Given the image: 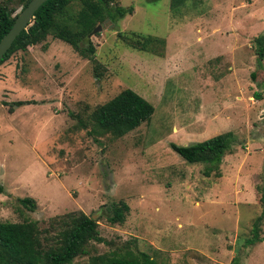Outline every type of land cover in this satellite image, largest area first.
<instances>
[{"label":"rangeland","instance_id":"obj_1","mask_svg":"<svg viewBox=\"0 0 264 264\" xmlns=\"http://www.w3.org/2000/svg\"><path fill=\"white\" fill-rule=\"evenodd\" d=\"M118 1L133 12L91 35L99 79L51 36L0 64V221L30 219L45 236L57 215H90L107 242L72 264L126 241L160 264H264V240L245 244L264 188V58L253 42L264 0H186L174 14L171 0ZM132 31L162 38V55L128 47L118 33ZM125 88L152 103L151 118L121 137L93 131L94 109ZM225 131L233 141L218 175L169 146ZM120 200L129 211L111 224Z\"/></svg>","mask_w":264,"mask_h":264},{"label":"trees","instance_id":"obj_2","mask_svg":"<svg viewBox=\"0 0 264 264\" xmlns=\"http://www.w3.org/2000/svg\"><path fill=\"white\" fill-rule=\"evenodd\" d=\"M10 1L12 0L0 2V39L12 26L17 13L15 7L9 6ZM28 1L14 0L20 6L19 9ZM185 1L171 0L169 7L172 14ZM132 12V5L123 6L118 0H46L34 12L30 25L16 36L0 59V64L12 54L25 52L29 46L45 42L51 36L69 44L81 57L89 59L93 63V73L99 79L104 67L95 58L92 31L99 22L115 23ZM124 33L120 32L118 36L128 47L162 55V38L134 31ZM253 42L256 44L258 57L264 58V33L255 36ZM26 103L29 101L16 100L10 105L21 106ZM12 108L10 106L9 109L12 111ZM153 112L151 102L133 89L125 88L94 109L92 130L121 137L148 121ZM232 141L233 133L225 131L187 145L170 142L169 146L188 163L203 164L204 174L214 172L218 175L219 165ZM3 191L4 186L0 184V193ZM259 200L262 210L253 221L251 235L245 242L247 245L264 240L260 236V225L264 218V188L261 189ZM17 201L29 211L36 208L32 197H18ZM128 211L129 205L123 200L113 202L107 208V221L111 224L123 223ZM49 226V230L51 227L57 230L42 236L33 220L0 221V264H72L75 257L89 255L90 250H95L91 246L92 242H107L99 233L97 220L80 210L55 216ZM136 248L131 241H126L105 252H94L90 255L88 264H160L154 256ZM237 263V259H234L233 264Z\"/></svg>","mask_w":264,"mask_h":264},{"label":"water","instance_id":"obj_3","mask_svg":"<svg viewBox=\"0 0 264 264\" xmlns=\"http://www.w3.org/2000/svg\"><path fill=\"white\" fill-rule=\"evenodd\" d=\"M46 0H29L28 3L19 9L16 13L15 19L12 23V26L9 30L2 36L0 39V59L4 56L7 50L10 48L12 42L16 36L30 25L34 12L39 8V6L44 3ZM101 25H97L92 34L100 30Z\"/></svg>","mask_w":264,"mask_h":264}]
</instances>
